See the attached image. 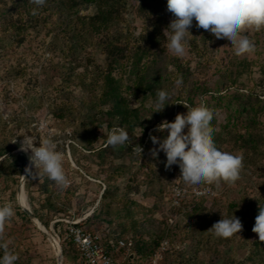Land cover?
<instances>
[{
	"label": "rangeland",
	"instance_id": "obj_1",
	"mask_svg": "<svg viewBox=\"0 0 264 264\" xmlns=\"http://www.w3.org/2000/svg\"><path fill=\"white\" fill-rule=\"evenodd\" d=\"M135 5V2L129 3L127 22L120 26V30L124 29L126 34L127 26L131 25L135 35L139 36L144 22L137 16ZM95 13L94 5L84 6L80 10V15L85 18ZM155 14L157 18H162L163 26L169 25L174 19L173 14L167 10V0L161 2L159 0L156 3ZM195 25L194 20L190 32H198L199 28ZM244 35H247L255 47L240 56L235 54L231 43L216 39L212 35L206 44L203 39L199 40L202 54H198L187 44L183 57H177L167 50L164 36L159 44V51L165 53L166 57L180 58L188 75L185 83L174 80L170 88L168 102L176 98L180 101L176 102L172 106V112L168 110L165 116L162 111H157V105L151 95L134 89L130 77L125 75V84L132 86L125 97L128 98L130 107L139 112L140 119L130 144L134 148L140 146L142 152L140 155L133 149L131 153L124 154L122 149V153L119 154V149H113L114 154L107 151L102 158L98 152L107 148L105 139L112 130L105 119L98 129L100 137L94 144V151H84L82 144L74 136L76 130L81 132L80 124L87 115L98 112L96 101L91 99L90 92L91 83L106 63V56L98 45L101 37L97 33L83 35L77 45L78 53L74 57L64 58L55 34H48L46 30H32L27 32L23 42L18 44L11 35L4 32L0 23V140L6 138L18 144L20 148L25 134L37 137V146L39 137L51 136L58 142L59 150L64 152L65 175L70 186L75 185L78 189L76 196L69 203L64 191L70 186L59 185L61 190L57 191L58 197H55L54 202L65 211L59 214L49 213L48 217L53 219L49 228H46L38 218L56 239L54 244L43 234V226L39 223L36 225L16 204V195L19 191L27 192L29 197L27 209L34 214L45 202V197L38 189L39 185L30 188L27 186L29 181H26L25 190L20 188L28 161L22 166L21 174L10 181L3 178L4 186L0 184V205L11 203L15 214L0 226V245L4 250L16 249L14 256L17 259L14 264H58L60 246L63 264H75L74 261L64 259L68 223L63 220L73 221L80 218L78 214L84 216L91 210L96 211L99 208L105 190L107 170L114 167L127 169L124 176L117 181L122 187L117 192V198L119 200L124 195V201L113 206L116 219L111 226L105 224L107 227L104 228V234L100 233L104 239H107L109 234L120 236L121 227L127 225L129 228L123 239H131L133 243L134 240L149 241L153 238V233H167L161 247L156 251L160 252L166 245L159 264L167 251L169 255H166L168 258L165 264L243 262L250 251L249 245L245 244V232L235 234L230 240L218 238L209 231L210 235L204 238L199 228L204 214L210 217L211 213L220 212L221 216L229 218L226 208L230 203L236 202H240L238 210L242 211L240 213L243 216L236 214L234 216L241 222H244V219L247 222L245 209L249 208L246 206L251 208L254 205L259 206L260 201L264 202V102L261 103V111L253 115L256 123L246 128V113L239 114L240 111L236 113L238 108L240 110V102L234 99L239 93L248 95L253 92L252 96L261 95V99L264 100V28L248 29ZM54 42L57 45H54ZM63 65L66 68H75L72 75L74 83L67 88L62 84L64 71L59 69V66ZM167 66L168 71L175 69L174 64L168 63ZM115 76L118 77V72H115ZM198 87L203 88L204 92H197ZM193 88L196 90L195 93H191ZM67 94H71L72 106L77 111L72 115L67 114V119L61 121L55 117V113L62 111ZM41 97L45 99L44 105L38 106L37 99ZM240 99H244L242 102L248 100L256 102L255 99L245 96ZM201 101L213 113L211 128L213 137L218 142L217 148L243 157V167L239 179L235 182L221 180L211 185L189 186L180 178L178 165L165 167L166 156L163 151L156 157L152 155V150L158 148V145L152 143L150 134L161 140L167 135V130L164 133L154 131L156 127L164 120L174 121L177 114H186L185 104L196 106ZM103 108L105 113L109 110L108 106ZM99 118L103 116L99 115ZM41 125H44V128ZM249 136H252L256 144L249 143ZM20 154L28 160V155L21 152L7 154L2 161L8 158L10 163H13L22 156ZM29 154L31 155L30 151ZM20 169L18 165V170ZM40 177L33 180H40L39 183H42L43 179ZM195 188L207 193L198 197L194 193ZM185 190L188 193L181 197L179 193ZM208 190H211L212 194L208 193ZM201 200H205L203 213L189 220L185 213L186 203L190 205L193 201ZM128 210L132 214L127 215ZM220 215L219 220L215 219L213 224L221 220ZM211 227L212 224L208 225V229ZM248 236L250 240L259 238L254 232ZM197 243H200L198 247ZM128 255L132 261L130 264H151L155 254L146 261L136 262L137 255L134 251H128ZM116 258L123 264L129 261L126 254L121 251L116 254Z\"/></svg>",
	"mask_w": 264,
	"mask_h": 264
},
{
	"label": "trees",
	"instance_id": "obj_2",
	"mask_svg": "<svg viewBox=\"0 0 264 264\" xmlns=\"http://www.w3.org/2000/svg\"><path fill=\"white\" fill-rule=\"evenodd\" d=\"M159 0H46L45 4L37 9L35 15L32 11L37 6L32 4L30 0H2L0 1V23L2 29L6 34L11 35L14 38V42L21 44L23 39L26 37V33L32 30H46L48 34H55L56 39H58V45L64 58L74 57L78 53L79 48H77L83 35L89 33H97L101 40L98 45L102 48L103 53L106 56L105 67L101 70L94 78L91 83L90 95L92 100L96 101V107L98 112H92L87 115L86 119L80 124L81 132L76 130L74 133L77 141L82 144L84 151L92 152L94 151V144L99 140L98 129L103 124V120L108 123L110 129L116 126L123 127L129 134V141L133 140L135 129L139 125V112L134 110L129 105L128 98L125 97L126 93L132 89V86H127L125 84V75L130 77L133 83L134 89L141 91L143 94H150L157 101V93L160 90L170 92V88L174 83V80L182 81L185 83L187 72L185 67L181 64L180 58L176 57H166L165 53L161 50L159 51L160 43L164 38V29L168 25L163 26L162 18H157L155 14L156 3ZM135 2V10L137 11V16L141 17L144 22L139 36L135 35V30L131 25L126 28V34L124 29L120 30V26L127 22V12L129 10V3ZM161 2V0H160ZM94 5L96 7V13L85 18L80 15V10L84 6ZM154 17V18H153ZM153 18V19H152ZM196 26V25H195ZM121 31V32H120ZM197 33L191 31V35L187 38L188 45L198 54H202L200 51L199 40L203 39L206 44L211 40L212 35L206 32L203 28L197 29ZM62 41V43H61ZM54 45H57L54 42ZM174 64V70L168 71L167 64ZM60 71L63 70V85L67 88L72 85V75L75 68H66L65 65L59 66ZM115 72H118V77L115 76ZM19 73L16 74L18 76ZM83 82V81H82ZM97 87H99L97 89ZM197 92L204 89L201 87L196 88ZM195 88L191 93H195ZM96 93V94H95ZM253 93V92H251ZM239 93L235 96V101L240 102V110L237 109L239 114L242 112L246 113L245 126L246 128L251 127L256 123V119L253 115H257L261 110V103L264 102L261 99V95ZM249 97L255 99L256 102L244 101L240 99L241 97ZM222 99V98H220ZM238 99V100H237ZM44 98L37 99V105H44ZM71 94H67L64 105L62 106V111L60 113H55V117L61 121L67 119V114L72 115L73 112L77 110L72 106ZM191 100V99H190ZM179 99H174L169 104L161 110L162 114L166 116L168 110L172 112V106ZM104 106H108L109 110L105 113ZM103 116V118H99ZM213 125V123L211 124ZM149 129V128H148ZM147 129V130H148ZM5 130V129H4ZM214 136V134H213ZM216 146L218 142L215 141ZM249 143L256 144L252 136H249ZM107 142V139H105ZM107 144V143H106ZM18 148V144L8 141L6 138L0 140V159L7 154ZM113 149H119V154L122 153V149L125 153H131L134 149L130 143L125 145H119L118 148L111 147L107 145V148L100 150L98 153L100 157L103 158L104 154L108 152L113 153ZM121 150V151H120ZM114 154V153H113ZM27 160L25 156H19L18 160L10 163L7 158L4 161H0V179L12 180L13 177L22 173V166H25ZM18 165H20V170H18ZM125 167H114L111 168L108 173H106L105 190L101 197V205L99 208L87 219L83 220L81 227L90 233H103L104 228L108 225H113L116 217L114 216L113 206L117 202H123V196L118 200L117 192L122 189L117 181L124 176L126 173ZM43 179L42 183L40 180L35 181L31 179L27 186L32 187L33 185H39L38 189L41 190L42 195L45 197V202L40 209H37L35 215L46 228L52 224L53 219L48 217L49 213L64 212L65 210L57 206L55 197L57 196V191L61 190L60 186L47 178L45 175H41ZM16 181V180H15ZM77 187L72 185L68 190L64 191V195L67 197L69 203L72 202L77 194ZM30 192V191H29ZM31 194V193H30ZM118 200V201H117ZM244 201H246L244 199ZM259 202V201H258ZM257 202V203H258ZM205 200L193 201L190 205L186 203L187 217L194 218L196 215L203 213ZM260 206L264 207V202L260 201ZM258 205V204H257ZM239 203H230L226 208V213L230 218L232 215H242L238 209H240ZM247 222H241L243 227L242 231L246 233L245 244L249 245L248 257L239 264H264V241H260L259 238L249 239L248 234L252 233V229L255 224V218L259 212V206L247 207ZM129 213V214H128ZM209 217L204 214L202 224L199 228V232L204 234V238L209 236L208 225H213L214 220H219L220 212H213ZM132 214L130 210L127 211V215ZM47 215V216H46ZM81 213L78 217H81ZM221 216V215H220ZM243 216V215H242ZM48 217V218H47ZM224 217V216H221ZM226 217V216H225ZM212 219V220H211ZM222 219V218H221ZM204 221H206L204 223ZM207 226V227H206ZM127 225L121 227L120 236H114L109 234L107 239L119 238L123 239L124 233L128 230ZM166 232L153 233L149 241L145 240H134V246L130 251H134L137 255L136 261H143L150 258L156 253V251L161 247L162 242L167 237ZM235 235V234H234ZM233 235V236H234ZM232 236V237H233ZM230 237V240L232 239ZM228 240V239H227ZM229 241V240H228ZM64 259L67 261H74L78 264L80 261V252L76 244L73 242L72 238L68 237L64 241ZM203 244V242H200ZM197 243V247L200 245ZM129 251V252H130ZM121 253L126 254L129 258L128 262L124 264H130V256L128 251L121 250ZM169 252H165L163 259L160 262L165 264L167 261V256Z\"/></svg>",
	"mask_w": 264,
	"mask_h": 264
},
{
	"label": "clouds",
	"instance_id": "obj_3",
	"mask_svg": "<svg viewBox=\"0 0 264 264\" xmlns=\"http://www.w3.org/2000/svg\"><path fill=\"white\" fill-rule=\"evenodd\" d=\"M37 7L43 6L46 0H30ZM167 10L174 19L164 30L167 41V50L177 56L183 57L186 53L189 29L196 22L197 28L209 31L216 39L224 40L233 45L237 56L252 51L255 45L244 35L248 29L259 30L264 28V0H167ZM170 30V31H169ZM192 36V35H191ZM170 95L164 90L157 93L156 105L161 111L169 103ZM186 114H177L174 121H162L154 131L167 135L162 140L150 134V139L158 148L152 150L154 157L160 151L166 156V168L178 165L182 180L189 186L211 185L215 182H235L239 179L243 167V157L221 151L213 139L211 124L213 113L201 101L196 106L186 105ZM155 112V111H154ZM43 128L44 125H41ZM187 131L185 132V129ZM20 151L28 153L30 167L26 168L25 181L39 178L41 175L66 185L67 177L64 169V152L59 150L58 142L51 136L37 137L29 134L23 135ZM129 134L121 126L113 127L107 138V145L116 147L129 144ZM141 155L142 148H134ZM16 204L22 208L29 207L27 192L19 191L16 195ZM15 210L11 203L0 205V226L13 217ZM239 218L232 215L212 225L208 230L218 238H230L242 230ZM252 231L258 234L259 240L264 241V207L259 205V212L255 218ZM16 256L6 253L0 258V264H14Z\"/></svg>",
	"mask_w": 264,
	"mask_h": 264
},
{
	"label": "built area",
	"instance_id": "obj_4",
	"mask_svg": "<svg viewBox=\"0 0 264 264\" xmlns=\"http://www.w3.org/2000/svg\"><path fill=\"white\" fill-rule=\"evenodd\" d=\"M21 152L22 151H20V148L18 147L16 150L12 151L9 154L11 155ZM26 154L28 155L27 156L28 157L27 166H28L30 164L29 161L30 154L29 152ZM20 155L23 156V154ZM4 157H2L1 159H3ZM21 182L22 183L20 188L22 187L25 190L26 181L25 180L23 181V177L21 179ZM1 184L4 186L3 182ZM66 186L67 187L70 186V182L68 181V178H67ZM187 193L188 191L185 190L183 193H179V195H181L182 197L185 196ZM194 193L196 194V196L200 197L201 195H204L207 192H202L198 188H195ZM208 193L212 194L211 190H208ZM94 212H95L94 210H91L89 213L73 221L63 220L68 223V227H67L68 237L73 239V242L76 244L77 248L79 249L80 264H123L116 258V254L121 250L130 251L134 246L133 241L131 239H119V238L104 239V237L100 233L93 234L86 231L84 228L81 227V223L83 220L90 217ZM165 246L166 245L162 247L160 252L155 253L154 259H152L151 264H159L160 257L162 256L161 254L162 252L165 251ZM6 253L15 255L16 249L7 248V250H4L0 245V258H2Z\"/></svg>",
	"mask_w": 264,
	"mask_h": 264
},
{
	"label": "water",
	"instance_id": "obj_5",
	"mask_svg": "<svg viewBox=\"0 0 264 264\" xmlns=\"http://www.w3.org/2000/svg\"><path fill=\"white\" fill-rule=\"evenodd\" d=\"M5 157H7V156H5ZM4 157V158H5ZM3 159H1L0 161H2ZM31 165L29 164L28 166H27V168L28 167H30ZM26 173H24V175H25ZM23 181H24V178H23ZM24 211H25V213L30 217V219L36 224V223H39L41 226H43L42 225V223L38 220V218L36 217V215L30 210V209H23ZM37 225V224H36ZM43 228H44V232H43V234L52 242V243H54L55 244V241H56V239L54 238V236L52 235V234H50V232H48L47 230H46V228L43 226ZM57 262H58V264H63V256H62V249H61V246H60V254L57 256Z\"/></svg>",
	"mask_w": 264,
	"mask_h": 264
},
{
	"label": "crops",
	"instance_id": "obj_6",
	"mask_svg": "<svg viewBox=\"0 0 264 264\" xmlns=\"http://www.w3.org/2000/svg\"><path fill=\"white\" fill-rule=\"evenodd\" d=\"M3 182V178L0 179V184Z\"/></svg>",
	"mask_w": 264,
	"mask_h": 264
}]
</instances>
